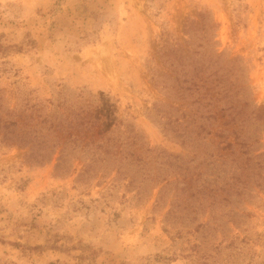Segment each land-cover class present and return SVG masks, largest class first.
I'll list each match as a JSON object with an SVG mask.
<instances>
[{
	"label": "rangeland",
	"instance_id": "1",
	"mask_svg": "<svg viewBox=\"0 0 264 264\" xmlns=\"http://www.w3.org/2000/svg\"><path fill=\"white\" fill-rule=\"evenodd\" d=\"M0 264H264V0H0Z\"/></svg>",
	"mask_w": 264,
	"mask_h": 264
},
{
	"label": "trees",
	"instance_id": "2",
	"mask_svg": "<svg viewBox=\"0 0 264 264\" xmlns=\"http://www.w3.org/2000/svg\"><path fill=\"white\" fill-rule=\"evenodd\" d=\"M209 51L211 54L201 55V59H198L197 64L192 68L193 76L196 79L193 78L189 85H181L179 88L190 90L193 93L198 92V94L200 91H203L202 94L195 95L193 100V103H196V111H207L206 115L200 113V117L208 120L216 119V110H212V107L208 108V105L211 103L210 99L214 98L217 103H223L219 106V110L221 111L220 116H228V120L225 123L239 121L240 128L246 127L244 129L248 131L249 118L259 116V112L255 108L248 109L250 103L246 98L247 85L240 70L242 67L236 59L228 61L226 65H222L220 53L215 54L216 51L214 49H210ZM235 71L236 73L233 75ZM178 78L176 75L175 79L178 80ZM182 81L184 82L185 79H182ZM213 93L214 95L212 96ZM206 98H209L208 101ZM180 118L176 116L173 121H178ZM200 127L201 130H204L203 124ZM178 135L182 136V133H178ZM238 136V133L234 135L235 140ZM238 143L248 150L251 142L242 140ZM225 145L232 146V143L225 141Z\"/></svg>",
	"mask_w": 264,
	"mask_h": 264
}]
</instances>
